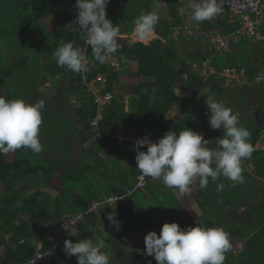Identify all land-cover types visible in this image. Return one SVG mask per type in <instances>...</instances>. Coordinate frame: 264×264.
Here are the masks:
<instances>
[{"label":"trees","instance_id":"obj_1","mask_svg":"<svg viewBox=\"0 0 264 264\" xmlns=\"http://www.w3.org/2000/svg\"><path fill=\"white\" fill-rule=\"evenodd\" d=\"M162 1V5H159L155 4L154 0H110L106 7V18L113 25L118 24L120 32L124 33L135 27L134 21L141 13L156 10L161 23L156 31L168 38L167 35L171 29L168 20L171 19L173 25L181 26L184 15H180L178 9L187 7L189 2L186 4V0ZM122 3L123 6H120ZM77 14L75 0H0V95L8 100L23 99L25 101L29 92L33 91V89L30 90V85H34L33 83L37 81L33 88L40 89L38 87L40 84L44 88L45 75L51 82L56 81L59 76L66 81L65 97L67 94H79L83 91L89 95V98H85L81 104L69 111L70 116H58L57 119L54 118L55 116H50L51 119L47 122V116L42 115L43 123L40 126L39 135L46 131L47 126L52 122L60 123L58 127L63 132L62 139L54 141L53 144L45 142L48 148H53L54 163H34L32 158L35 154L23 148L0 153V264H29L39 251L46 256L35 264H77L76 256L69 257L64 252V243L56 246L54 241L63 231L62 225L65 221L77 216L80 211L88 209L91 203L99 198V194L92 189L91 184V177L94 176L93 171L96 166L93 163L94 160L92 165L85 162L72 165L68 163L71 152L59 149L63 148V144L59 143L66 142L65 136L70 135L72 131L73 134L75 133V123L81 125L77 132L80 143L90 141L88 147L95 152L100 148H108L113 143L117 144V139L111 137L113 133L111 121H119L127 135L133 134V127H138L140 135H146L148 133L142 129H150V125H158L159 130L163 127L165 131H170L171 125L177 128L175 124L177 119L167 122L168 125L163 123L168 116L169 101L172 100L170 94L177 78L186 76L190 84L198 89L208 83L194 73L184 59L178 57L179 48H174L170 39L167 40L166 45L156 41L152 47H143L140 43H135L127 49L120 47L116 53L111 54L112 59H136L138 67L125 73L110 70L108 65L101 64L92 57L90 46L85 44L86 36L74 23ZM45 17L50 18V24L53 27L42 23ZM120 19L127 21L126 29L119 24ZM234 28L237 26H226V30L221 29L220 34L226 35L227 31H232ZM153 39L154 36L144 42L149 43ZM199 39L210 44L205 38ZM63 42H72L74 47L85 51L88 71L84 75L87 83L94 81L99 74L107 75V77L103 75L105 83L101 84L100 93L111 94L112 99L101 111L103 119L100 127L107 132V135L100 140L95 138V133L89 126L97 115L98 104L92 99V94L87 91L82 80V73L59 67L52 56ZM186 45L189 47L191 44ZM42 59L45 61L43 64ZM127 75H129L128 78H126ZM140 77L143 78V82L135 84ZM42 87L37 91L43 90L44 93H42L45 96L49 92H57L55 88L46 91ZM116 90L132 95V99L139 95L138 106L131 105V110L125 113L124 106L113 96ZM25 92L28 93L25 94ZM49 96L51 103L67 105L70 103L68 98L62 101L55 96ZM46 102L49 104V100ZM150 102L154 103V107L149 106ZM47 107L48 105L44 106L48 109ZM46 109L43 110L46 111ZM151 115L157 116L153 117L156 119L153 120L154 122L149 121L151 117L146 119ZM250 117L244 119L240 125L250 131V143L254 146L260 138L261 126L252 124L251 120H248ZM206 127L209 133L211 129L209 126ZM181 129L184 130V128ZM68 131L71 133L68 134ZM93 156L95 158V155ZM248 165H252V173L246 172ZM242 167L244 169L243 184H234L221 176L215 182L209 179L208 189L203 192L206 203L213 204L217 201L222 210L224 206L232 208V211H235L233 218L230 219L223 214L219 215L220 217L206 215L207 224L203 222L202 226H220L230 234L234 244L242 243L241 250L237 254L233 250L226 254L224 264H264V183L260 180L264 178V152H253L251 158L245 159L242 163ZM135 172L138 174V170ZM256 181L261 182L263 187H260L261 185H258ZM54 189L58 191V194L51 198L48 192ZM207 191L212 192L208 194L209 200L206 199ZM128 200L130 197L114 205L105 203L98 207V213L102 219L107 218L110 212L116 213V219L121 225L120 231L113 225L106 231L110 235L106 236L100 231V217L89 212L75 225L80 236L67 235L66 240L76 242L78 239H93L95 241V237L100 236L107 245V248L102 251L109 254V264H115L116 260V264L128 263L134 254L139 257V264H144L143 260L147 258L153 260L152 256L145 254V246L142 244H144V236L149 231L160 233V229L139 207L138 210L136 204H128ZM47 208H51V211ZM124 234L134 235V239L138 245L141 244L142 248L128 250L123 255L118 254V251L120 252L123 248L121 236Z\"/></svg>","mask_w":264,"mask_h":264},{"label":"clouds","instance_id":"obj_2","mask_svg":"<svg viewBox=\"0 0 264 264\" xmlns=\"http://www.w3.org/2000/svg\"><path fill=\"white\" fill-rule=\"evenodd\" d=\"M108 3L109 0H75L78 14L74 23L86 36L92 57L101 64L120 48L119 25H113L106 18ZM178 13L200 23L220 15L222 7L217 0H190L187 7L178 9ZM159 19L156 10L141 13L134 21L136 38L144 41L154 36ZM52 56L59 67L75 73L88 71L86 53L74 47L72 42H63ZM205 102L211 113L207 121L210 128L223 131L222 137L215 142L219 148H210L211 141L188 128L178 134L168 131L156 142H151L146 135L134 141L136 168L143 177L160 179L165 186L175 189L182 196L191 194L197 186L207 188L209 179L215 182L221 176L234 184L244 183L242 162L250 159L254 151L250 143L251 133L240 125L239 114L226 107L223 101L209 95ZM43 109V100L31 104L23 99L8 100L0 95V153L23 148L39 154L43 150L39 138ZM169 114L173 115L172 112ZM145 146L147 150L141 151ZM114 201H111L113 205ZM107 220L119 230L121 225L116 213H108ZM74 224L75 221H70L62 227L68 236L79 237ZM232 243L230 234L220 226L182 230L176 222H171L161 226L159 235L149 231L144 236V251L154 258L156 264H224ZM104 248L105 240L100 236L95 237V241L65 240L63 246L67 256L77 257V264H109V254L102 251ZM41 257L37 256L29 264H35L36 259Z\"/></svg>","mask_w":264,"mask_h":264},{"label":"crops","instance_id":"obj_3","mask_svg":"<svg viewBox=\"0 0 264 264\" xmlns=\"http://www.w3.org/2000/svg\"><path fill=\"white\" fill-rule=\"evenodd\" d=\"M154 2L155 4L159 5H162L163 3L162 0H154ZM188 2L190 1L186 0V4ZM123 3L120 4V6H123ZM183 17L185 21L189 16L184 15ZM233 19L234 18L230 14L224 12L220 14L218 19L213 24H210L208 26L211 30H217L219 32L221 31V29L226 30V26H237V28H234L232 31H227L226 35H229L231 33H234V31L239 27L238 22L231 21ZM120 21L121 23L119 24L126 29V26H128L127 21L122 19H120ZM168 22L171 27L167 35L168 38H165L163 34H158L155 29L154 39L150 40L149 43L147 42L146 45L144 42L145 40L140 41L136 38L134 27L131 31L128 30L124 33L120 32V36L118 39L119 45L123 49L130 48L135 43H140L143 47H152L154 42L156 41H160L163 43V45H166L167 40L170 39L172 40V45L175 46L174 48H179V50H177L178 57L182 60L184 59L185 62L190 65L194 73L199 75L200 78H202L204 81H208L206 85H204L201 89H198L197 87H194L190 84L186 76L178 77L171 90L170 97L172 100L169 101L170 106L168 108V113L172 112L173 115L169 114L168 116H166L167 119L166 122L163 123V125H168L166 124L167 122L169 123L174 119H177L175 122L177 128H174L176 127L175 125H171L170 131L176 132L178 134L177 130H182L181 128L191 129L198 134H201L204 139L211 141V143L209 144L210 148L218 149L219 145H216L215 143L217 140L216 138L222 137L223 131L210 128L207 121L211 113L207 109L205 102L206 98L209 95H214L217 101H223L226 107L231 108L233 112L239 114L240 124H242V121L244 119L251 116L248 120H251L252 124L257 122V124L261 126L260 138L253 146V152H264V149L262 148V145L264 144V80H256L259 73L264 74V42H251L250 40L244 39L239 44L233 45L228 53L222 54L213 51L211 49V45L203 41L202 39L194 37L189 38L183 35L175 36L173 34L172 27L176 25L171 24V19H169ZM160 25L161 23L158 22L156 28L158 26L160 27ZM260 28V31L264 35V20L261 22ZM187 43H190L191 45L187 47ZM105 64L110 67V70H117L118 72L122 73L130 71V69L134 70V68L138 67V61L136 59L132 60L129 58H122L119 60H115L112 59L111 55L106 59ZM226 69H233L235 70V72L227 75L224 73ZM103 75L107 77L106 74H99L98 76ZM250 75H252V77ZM128 76L129 75H127L126 78H128ZM140 82H143L142 77H140L135 82V84ZM44 84H46V82ZM44 88L46 91H50L49 88ZM100 89L101 85L97 82L92 81V83H90V90H88V92L91 94L96 93L100 96H104L100 93ZM58 94L59 91L55 93L54 91L48 93V95H52L61 99ZM71 95L72 94H69V96ZM75 95L77 97L79 96L77 105L81 104L85 100V97H83V95H86V93L84 91L79 92V94ZM113 96L119 103L124 106L125 113L131 110V105L134 107L138 106L139 95H136L135 98L132 99V95L116 90ZM65 98L67 97H64V100ZM109 102L103 104L102 106H98L97 115L89 123V126L95 133V138L97 140H100L107 135V132H104L101 129L100 122L103 119L101 111L105 105H108ZM149 106L154 107V103L150 102ZM153 117L157 116L151 115L146 119L150 118L149 121L154 122L153 120L156 119H154ZM94 122H98V128L100 130V134L98 136L95 128H93L92 126ZM206 126H209V128L211 129L209 133H207ZM111 127L113 129L111 137L113 139H117L118 142L117 144H111L108 148H100L95 152L90 147H88L90 141L81 144V140L77 135V132L80 128L75 129V133L73 134V136L71 134L67 135V137L64 138L66 139V142L63 143V148H59L61 150L66 149L67 151L71 152V159L69 161V164L72 165L76 163L80 164L82 162L92 165L94 163L93 160H97V163H94V165L96 164V166L93 171L94 176L91 177V184L93 185L92 189L95 190L96 193L98 192L101 195H99V198L97 197L98 199L96 201H93L91 203V206H89L88 209L84 211L89 210L94 204L100 202L101 200H104L109 196L122 195L126 193L127 190L131 189L135 185L137 177L141 173L136 168L137 165L135 156L137 153L134 149V141L140 138H144L147 135L151 142H156L158 138H160V136L163 137L164 134L168 132L165 131V128L163 127L161 130H159L158 125H150V129H142L143 131H146L148 133L146 135H140L138 127H133V134L127 135L124 128L120 125L119 121H111ZM160 127L161 126H159V128ZM75 137H77V139H75ZM65 146L66 148H64ZM140 150L146 151V146L142 147ZM93 155H95V158ZM244 161L242 163H244ZM248 166L252 167V165ZM135 170H138V174H136ZM96 180H98V182H96ZM148 180H150L151 183H147L146 186H149L150 188H145V190H139L136 192H143L145 197H149L154 201L155 204L157 203V205L159 206L160 201H158L159 199L157 200V198H159L160 196L164 198L167 203L172 205V207L177 205L178 209L181 208L182 213L177 216V214H175L174 208L169 207L165 202L163 204V208L166 209L169 219L173 222H176L182 230L188 227H198L199 223H203V221L200 219L203 211L198 200L201 193L198 186L195 187V190L191 194L182 196L175 189L165 186L160 179L148 178ZM260 180L264 183V178ZM153 186H156V189H154ZM209 192L207 191L206 194L207 200H209L210 198L208 196V194H210ZM48 193L50 194V197L53 198L58 194V191L54 189L52 191H49ZM134 194L130 197V200H128V204L138 205V203L133 200ZM171 197L175 198L177 204H175V202L172 203V201H168ZM48 210L51 211L50 208ZM93 210L94 211L90 213H93V215L95 216H99L98 207H95ZM99 217L101 219L100 231L108 236V233L105 231V227L111 229L113 225L109 223L107 218L102 219L101 216ZM118 231H120V228ZM159 234L160 233H157V235ZM125 238H127L130 243H133L132 241L135 240L129 234L122 235L121 244L123 248L120 250V252L118 251V254L120 255L126 254L128 251L127 245L129 242H127ZM241 245L242 243H240V246ZM115 247L117 248V246ZM105 248H107L106 243Z\"/></svg>","mask_w":264,"mask_h":264},{"label":"rangeland","instance_id":"obj_4","mask_svg":"<svg viewBox=\"0 0 264 264\" xmlns=\"http://www.w3.org/2000/svg\"><path fill=\"white\" fill-rule=\"evenodd\" d=\"M50 22H51V20H50L49 17H45L43 19V21H42V23L45 24V25L50 24ZM50 26L53 27V25H51V24H50ZM145 44L147 45V43H145ZM32 52H33V49L31 51V53ZM184 57H186V56H184ZM41 63L43 64V63H45V61L42 59ZM98 77H96V78H98ZM60 78H61V76H59L56 81L51 82V80H49V78L45 75L44 79H45L46 84L44 85V87H47L50 90L52 88H55L57 91H59L58 95L61 98V100L64 101V97L66 96L67 83H66V81L64 79H62V78L60 79ZM41 81H42V78H41ZM96 82L101 85V81H96ZM36 83H37V81H36ZM36 83H33L34 85H30L29 88H30V90L33 89V91L29 92V94L26 96L27 99L25 98L26 99L25 102L31 103V104H35L38 101L43 100L44 101V106L48 105V107H47L48 109L44 108V109H46V111L43 110V112H42V115L47 116L46 117V121L47 122L50 121V119H51L50 116H55L54 117L55 119H57L58 116H70V112L69 111L70 110L72 111L77 106V103H78V100H79L78 99L79 96L77 97L75 95V93H72L71 96H69L67 94V98H68V100L70 102V105H67L66 103H51V99L48 98V97H50L49 95L45 96V94H43L44 93L43 90H41L40 92L37 91V90H40L41 87H42L41 84H40L41 82L39 83L40 85H38V87H40V89H34ZM42 89H44V88L42 87ZM27 93L28 92H25V94H27ZM74 96H76V97H74ZM83 97L89 98V95H83ZM94 97L95 96L92 94V99H94ZM48 100H49V104H48V102H46ZM101 103H104V102L102 101ZM254 124H257V122L254 123ZM59 125H60V123L52 122V123L49 124V126H47V128L45 129L46 131H44L42 134L39 135L40 141H41V143L43 145V150L39 154H35L33 156L32 161L34 163H40V164L45 163V162L54 163V161H55V153L53 151V148H48L45 145V142H50V143L53 144L54 141H58V140L62 139L63 132H62V130L59 129V127H58ZM79 128H80V125L78 123H76L75 127H74V130L75 129H79ZM69 133H71V131H68V134ZM204 134H205V132H204ZM71 135L73 136V131H72ZM65 137H67V135ZM75 139H77V137H75ZM59 144H63V143L60 142ZM76 155H77V153H76ZM68 163H70V162H68ZM94 163H97V161L94 160ZM246 172L247 173H252V167L251 166H247ZM96 182H98V180H96ZM147 183H151V181L148 180ZM147 183H146V185H147ZM256 183L258 185H261L260 187H263L261 182L256 181ZM208 186H209V183H208ZM208 186L205 189H200L201 193L199 195L198 200H199V203H200L202 211H203V214L200 217V219L205 224H207V221H208L207 219H205L206 215H212V216L218 215L217 217H220L219 215L223 214L224 216L232 219L234 214H235L234 213L235 211H232V208H230V207L228 208V207L224 206L223 210H222L221 208H219V205H220L219 202L216 201L215 203L210 204V202L206 203L204 201V193L203 192L208 189ZM153 187H154V189H156V186H153ZM145 188L147 189V188H150V187L146 186ZM145 188L143 190H145ZM97 194H99V193L97 192ZM99 195H101V194H99ZM133 200H135L138 203L139 206L137 205V208L139 207L142 211H144L143 213L146 216L150 217L151 220L154 221V223H155L157 228L161 229V226L164 223L173 222L172 220L169 219V216H168V214L166 212V209L163 208L164 202L167 203L164 198H162L160 196H159V198H157V200L160 201V206H159V205H157V203L155 204L154 201L151 200L149 197H145L143 192H136L134 194ZM168 201H172V203L175 202V204H177V202L175 201V198H173V197H171ZM167 205L169 207H172V205H170L169 203H167ZM213 205H216V206L213 207ZM46 206H48V205H46ZM255 206H256V204L254 205V208L252 209V212L254 211ZM211 207H213V208L211 209ZM139 208H138V210H139ZM172 208L175 209V214H177V216L182 213L181 212L182 211L181 208L178 209L177 205H175ZM47 209H49V208H47ZM230 219H228V220H230ZM225 220L228 221L227 219H225ZM108 230H109V228L105 227V231H108ZM140 233H142V232H140ZM109 235L110 234H108V236ZM132 237L134 238L135 236L132 235ZM125 240H127V238H125ZM231 240L233 242V238H231ZM127 242H129L128 245H127L128 246L127 247L128 250L141 249L142 246H145L144 244H142V246H141V244L138 245V242L136 240L132 241L133 243H130L129 240H127ZM54 243L56 245H58V239L55 240ZM232 244H234V243H232ZM133 246H136V247H133ZM241 247H242V245L240 246V243L237 242L236 244L233 245L231 250H233V252L235 254H237L241 250ZM138 258L139 257H137V255L135 256V254H134V255L131 256V258L129 259L128 263L126 262V263H121V264H139L138 263ZM143 261H144V264H150V263L154 264V263H156L154 258H153V260H151V258H147L146 260H143ZM116 263H117V260H116L115 264ZM141 264H143V263H141Z\"/></svg>","mask_w":264,"mask_h":264},{"label":"built area","instance_id":"obj_5","mask_svg":"<svg viewBox=\"0 0 264 264\" xmlns=\"http://www.w3.org/2000/svg\"><path fill=\"white\" fill-rule=\"evenodd\" d=\"M110 2V0H109ZM218 4L222 7V13L226 12L230 14L234 19L231 21H236L239 23V27L234 33L229 35H222L217 30H211L208 25L213 24L220 15L214 17L211 20L197 23L193 21L190 17H187L184 23L181 26H173L172 31L175 36L183 35L189 38H205L209 41L211 49L213 51L225 54L228 53L231 47L235 44H239L244 39L250 40L251 42H264V35L260 31V24L264 20V5L263 0H217ZM221 13V14H222ZM86 44V41H85ZM87 46V44H86ZM233 69H226L225 74L229 75L234 73ZM85 75L82 73V80L84 85L87 87V91L90 90V83H87L85 80ZM257 81L264 80V74L259 73L256 78ZM101 81L105 83V77L99 76L93 82ZM92 83V82H91ZM94 100L97 102L98 106L103 105L109 102L112 99L111 94H106L100 96L99 94L93 93ZM104 103H101V102ZM92 126L97 132V136L100 134L98 128V122H94ZM264 149V144L262 145ZM148 178L143 177L140 174L137 177L135 185L126 191L122 195H114L101 200L100 202L94 204L89 210L79 213L77 216L68 218L65 223H70V221H75V224H78L79 220L83 218L84 215L89 212L94 211L93 209L97 207L96 205H101L105 203H111L112 200H115L114 203L123 200L124 198L131 197L134 192L143 190L146 186ZM112 204V203H111ZM67 232L63 229L61 234H58V245L61 246L66 240ZM37 256H42L41 258L36 259L35 263L40 262L46 256V254L41 253L40 251L36 254L34 259ZM33 260V259H32Z\"/></svg>","mask_w":264,"mask_h":264},{"label":"water","instance_id":"obj_6","mask_svg":"<svg viewBox=\"0 0 264 264\" xmlns=\"http://www.w3.org/2000/svg\"><path fill=\"white\" fill-rule=\"evenodd\" d=\"M201 214H202V212H201ZM198 223H199V222H198ZM198 225H199V226H202V223H199Z\"/></svg>","mask_w":264,"mask_h":264}]
</instances>
